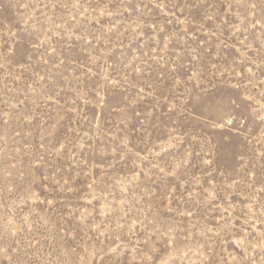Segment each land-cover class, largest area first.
<instances>
[{
  "label": "rangeland",
  "instance_id": "obj_1",
  "mask_svg": "<svg viewBox=\"0 0 264 264\" xmlns=\"http://www.w3.org/2000/svg\"><path fill=\"white\" fill-rule=\"evenodd\" d=\"M0 264H264V0H0Z\"/></svg>",
  "mask_w": 264,
  "mask_h": 264
}]
</instances>
